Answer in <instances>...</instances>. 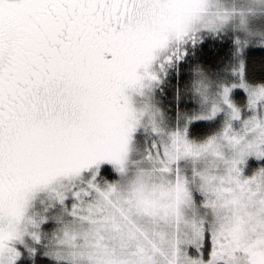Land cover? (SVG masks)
Segmentation results:
<instances>
[{
  "label": "snow or ice",
  "instance_id": "6c2138e0",
  "mask_svg": "<svg viewBox=\"0 0 264 264\" xmlns=\"http://www.w3.org/2000/svg\"><path fill=\"white\" fill-rule=\"evenodd\" d=\"M0 264H264V0H0Z\"/></svg>",
  "mask_w": 264,
  "mask_h": 264
},
{
  "label": "trees",
  "instance_id": "16d2710c",
  "mask_svg": "<svg viewBox=\"0 0 264 264\" xmlns=\"http://www.w3.org/2000/svg\"><path fill=\"white\" fill-rule=\"evenodd\" d=\"M257 56H259V54H257Z\"/></svg>",
  "mask_w": 264,
  "mask_h": 264
}]
</instances>
